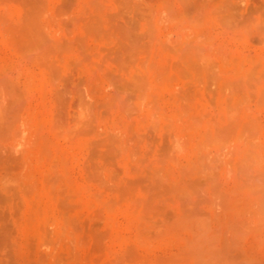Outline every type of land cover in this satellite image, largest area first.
<instances>
[{
	"label": "rangeland",
	"instance_id": "obj_1",
	"mask_svg": "<svg viewBox=\"0 0 264 264\" xmlns=\"http://www.w3.org/2000/svg\"><path fill=\"white\" fill-rule=\"evenodd\" d=\"M0 264H264V0H0Z\"/></svg>",
	"mask_w": 264,
	"mask_h": 264
}]
</instances>
